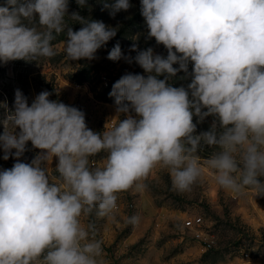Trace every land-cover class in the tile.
Returning <instances> with one entry per match:
<instances>
[{
	"label": "clouds",
	"instance_id": "1",
	"mask_svg": "<svg viewBox=\"0 0 264 264\" xmlns=\"http://www.w3.org/2000/svg\"><path fill=\"white\" fill-rule=\"evenodd\" d=\"M97 2L113 18L132 7L130 0ZM140 2L147 38L167 54L138 43L129 54L119 43L108 52L109 60L135 62L146 73L126 72L112 85L115 123L94 131L82 110L47 90L29 103L17 88L11 108L0 101L2 159L15 158L0 169V264H105L95 223L82 218L114 215L118 194L146 189L158 167L178 193L191 191L207 168L225 191L264 195V0ZM117 30L70 13L69 0H4L0 62L39 64L57 55L53 41L61 34L70 61L93 60ZM177 77L189 82L173 86ZM208 117V129L198 131ZM29 142L38 151L25 162ZM207 148L214 151L201 161ZM101 153L102 163H94ZM125 222L138 225L140 216Z\"/></svg>",
	"mask_w": 264,
	"mask_h": 264
},
{
	"label": "rangeland",
	"instance_id": "2",
	"mask_svg": "<svg viewBox=\"0 0 264 264\" xmlns=\"http://www.w3.org/2000/svg\"><path fill=\"white\" fill-rule=\"evenodd\" d=\"M4 0H0L2 4ZM132 7L113 18L97 0H88V7L80 8L76 0H69V12L101 20L117 27V35L97 50L93 60L70 61L63 51L65 35L53 41L57 55L36 62L23 60L0 62V101L13 106L15 90L19 88L29 103L41 91L47 90L56 99L75 106L85 113L89 128L102 131L106 124L115 123L114 98L108 93L112 85L126 72L145 74L135 62L112 61L108 52L119 43L129 54L130 45L138 43L141 49L152 47L165 55L163 45L147 38V26L141 15L140 0H130ZM70 24L73 21H68ZM78 30L79 23L72 24ZM135 52H131L135 56ZM178 67V65H174ZM191 70V65L189 66ZM182 73L178 74V77ZM174 78L173 86L187 85L188 80ZM162 78V77H161ZM4 109H0V133L3 131ZM123 118V115H121ZM212 118L198 124V131L207 130ZM29 150L21 159L30 162L38 151ZM14 151V150H13ZM214 150L199 153L206 160ZM103 153L93 158L102 163ZM0 149V169L11 168L15 158L3 160ZM48 171L58 178L55 164L49 162ZM214 173L205 168V176L192 190L178 193L173 190L169 173L155 169L147 178L143 191L130 189L118 194L114 215L84 219L95 223L97 238L103 248L105 264H264V195L236 194L221 189L213 179ZM131 215H139L138 225L127 224ZM201 216L200 224L187 226L186 220Z\"/></svg>",
	"mask_w": 264,
	"mask_h": 264
},
{
	"label": "built area",
	"instance_id": "3",
	"mask_svg": "<svg viewBox=\"0 0 264 264\" xmlns=\"http://www.w3.org/2000/svg\"><path fill=\"white\" fill-rule=\"evenodd\" d=\"M201 220H202L201 216L189 218L186 220V224H187V226H194L195 224H200Z\"/></svg>",
	"mask_w": 264,
	"mask_h": 264
}]
</instances>
